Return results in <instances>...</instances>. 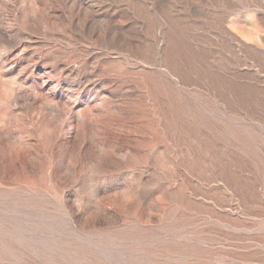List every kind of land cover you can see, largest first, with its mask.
Listing matches in <instances>:
<instances>
[{
	"label": "rangeland",
	"instance_id": "374dc122",
	"mask_svg": "<svg viewBox=\"0 0 264 264\" xmlns=\"http://www.w3.org/2000/svg\"><path fill=\"white\" fill-rule=\"evenodd\" d=\"M0 264H264V0H0Z\"/></svg>",
	"mask_w": 264,
	"mask_h": 264
}]
</instances>
